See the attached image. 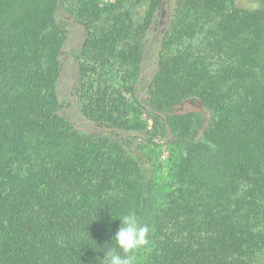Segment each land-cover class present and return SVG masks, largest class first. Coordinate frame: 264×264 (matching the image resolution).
Wrapping results in <instances>:
<instances>
[{
    "label": "trees",
    "instance_id": "1",
    "mask_svg": "<svg viewBox=\"0 0 264 264\" xmlns=\"http://www.w3.org/2000/svg\"><path fill=\"white\" fill-rule=\"evenodd\" d=\"M163 4L0 0V264H103L129 212L136 264H264V2L175 0L147 56ZM79 26L71 90L100 132L58 90Z\"/></svg>",
    "mask_w": 264,
    "mask_h": 264
},
{
    "label": "rangeland",
    "instance_id": "2",
    "mask_svg": "<svg viewBox=\"0 0 264 264\" xmlns=\"http://www.w3.org/2000/svg\"><path fill=\"white\" fill-rule=\"evenodd\" d=\"M175 0H164V4L161 10L160 16H157V26L153 25L148 29V43L146 50L148 49V55L151 56L150 52L156 48L157 46V40L158 38H161V30L167 23L169 19V14L172 12V7L174 5ZM236 5L242 8H255L260 6L264 0H235ZM69 24L72 26H76L75 23H71L66 20ZM69 27H72V26ZM84 37V31L80 28H73L69 29L67 32V39L65 41V45L63 47L64 54L61 55V60L64 61L60 80L58 82V90L60 91L61 95H65V107L64 111L66 112V115L68 119L75 123L76 127L79 130L86 131V132H100L101 129L97 126H95L92 122H89L87 119L83 117V114L81 113L80 106L75 101V94L71 90L73 89V86L77 84L78 79V73H77V67L75 63V57L76 50L78 49V45L81 42V40ZM159 43V41H158ZM151 50V51H150ZM149 74V73H148ZM145 74V75H148ZM197 112L201 116V122L202 127L204 126L205 122L207 121L209 117V111L208 109H205L204 106L201 105V103L194 99H186L181 104H179L175 112L176 113H182V112Z\"/></svg>",
    "mask_w": 264,
    "mask_h": 264
},
{
    "label": "clouds",
    "instance_id": "3",
    "mask_svg": "<svg viewBox=\"0 0 264 264\" xmlns=\"http://www.w3.org/2000/svg\"><path fill=\"white\" fill-rule=\"evenodd\" d=\"M116 218L120 220V224L111 238V241H115L116 248L104 250L103 264H136L135 253L149 242V226L142 224L135 212Z\"/></svg>",
    "mask_w": 264,
    "mask_h": 264
},
{
    "label": "water",
    "instance_id": "4",
    "mask_svg": "<svg viewBox=\"0 0 264 264\" xmlns=\"http://www.w3.org/2000/svg\"><path fill=\"white\" fill-rule=\"evenodd\" d=\"M159 43H160V41H159ZM158 49H159V46H158V48H157V51H158Z\"/></svg>",
    "mask_w": 264,
    "mask_h": 264
}]
</instances>
